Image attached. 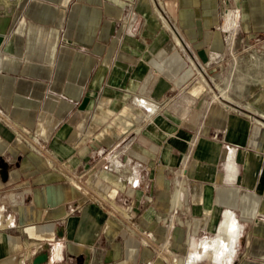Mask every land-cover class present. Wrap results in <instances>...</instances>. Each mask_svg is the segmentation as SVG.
I'll return each instance as SVG.
<instances>
[{"label":"crops","instance_id":"crops-1","mask_svg":"<svg viewBox=\"0 0 264 264\" xmlns=\"http://www.w3.org/2000/svg\"><path fill=\"white\" fill-rule=\"evenodd\" d=\"M263 29L264 0H0V264H172L144 233L264 264Z\"/></svg>","mask_w":264,"mask_h":264},{"label":"built area","instance_id":"built-area-1","mask_svg":"<svg viewBox=\"0 0 264 264\" xmlns=\"http://www.w3.org/2000/svg\"><path fill=\"white\" fill-rule=\"evenodd\" d=\"M237 16H238L237 9H227L223 13V22H224L223 30L226 33L228 43H229V47L233 46L234 38H235V35L237 32V30H236V28H237L236 27L237 26ZM263 33H264V29H263ZM199 70L201 72L203 70V68L200 67ZM139 102L141 104H144L145 100L140 99ZM149 113H153V111H151ZM111 159L112 160L110 162H108V164H107V169L110 170V169L114 168L115 170H119L123 166V163L118 161L115 157H112ZM125 179L132 186H136L138 184V179L134 173V170H131L130 173L125 176ZM141 240L143 241V244H145L146 246L151 248L155 253L158 251V255L161 256L165 262L170 261L172 264L175 262V258H169V256L168 257L165 256L163 249H160V248L158 249L156 246L152 245L149 242L147 233H144L142 235Z\"/></svg>","mask_w":264,"mask_h":264},{"label":"bare ground","instance_id":"bare-ground-1","mask_svg":"<svg viewBox=\"0 0 264 264\" xmlns=\"http://www.w3.org/2000/svg\"><path fill=\"white\" fill-rule=\"evenodd\" d=\"M226 216L227 218L219 225L217 237L205 242L202 246L204 252L207 255L210 254L215 261L225 259L226 253L233 249L239 234V227L234 216L232 214ZM193 260H195V257H193Z\"/></svg>","mask_w":264,"mask_h":264},{"label":"water","instance_id":"water-1","mask_svg":"<svg viewBox=\"0 0 264 264\" xmlns=\"http://www.w3.org/2000/svg\"><path fill=\"white\" fill-rule=\"evenodd\" d=\"M47 259V253L42 252L39 254H36L32 259V264H42Z\"/></svg>","mask_w":264,"mask_h":264},{"label":"rangeland","instance_id":"rangeland-1","mask_svg":"<svg viewBox=\"0 0 264 264\" xmlns=\"http://www.w3.org/2000/svg\"><path fill=\"white\" fill-rule=\"evenodd\" d=\"M155 9H156L157 13L159 14V12H158V8H155ZM159 16L161 17L160 20L163 22V18H162V16H161V14H159ZM215 238H216V237H215ZM212 239H214V238H212ZM208 241H211V239H209ZM204 254H205V256L211 258V255H210V254L207 255L205 252H204ZM211 259H212V258H211Z\"/></svg>","mask_w":264,"mask_h":264}]
</instances>
